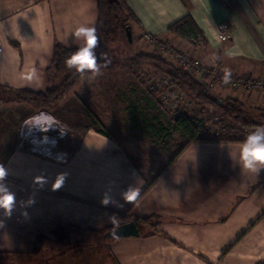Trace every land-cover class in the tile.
Wrapping results in <instances>:
<instances>
[{
	"label": "crops",
	"instance_id": "0c3cea01",
	"mask_svg": "<svg viewBox=\"0 0 264 264\" xmlns=\"http://www.w3.org/2000/svg\"><path fill=\"white\" fill-rule=\"evenodd\" d=\"M125 2L138 22L132 26L134 37L174 42L179 38L168 32L169 27L192 16L209 43L193 48L196 58L201 52L205 64H217L230 74L264 76V0ZM78 24L96 28V49L103 50L98 0H0V85L37 93L57 88L55 78L47 74L54 46L80 47L83 42L69 35ZM222 24L229 28L225 39ZM133 82L124 71H100L82 80L65 98L64 123L72 125L78 113L88 121L96 120L95 113L101 124H89L78 148L62 162L20 148L18 138L12 142L3 166L16 200L10 216L0 210V264H46L44 257L70 247L78 236L111 231L108 217L112 215L120 218V225L136 221L140 229L137 237L109 240L117 264L264 261V169L256 174L239 168L236 157L243 141L209 137L216 141L191 144L148 189V182L157 175L150 178L136 166L121 145L122 138L98 129H115L119 135L122 108L132 121L134 112H140L133 96L159 109L156 99L152 102ZM230 99L261 109L264 96L236 91ZM1 107L23 119L33 112L27 105ZM191 121L199 128L200 122ZM169 126L174 131L171 122ZM146 127L155 131L147 121ZM167 128L160 127V134H168ZM201 131L199 135L205 138ZM182 140L184 146L187 141ZM61 174L64 182L54 189ZM134 178L142 184V195L125 202L120 194ZM105 192L111 197L108 205L101 203ZM29 198L34 200L31 205Z\"/></svg>",
	"mask_w": 264,
	"mask_h": 264
},
{
	"label": "rangeland",
	"instance_id": "374dc122",
	"mask_svg": "<svg viewBox=\"0 0 264 264\" xmlns=\"http://www.w3.org/2000/svg\"><path fill=\"white\" fill-rule=\"evenodd\" d=\"M228 33L229 28L224 36L221 35L225 39L227 38ZM166 43H168V45H166ZM193 48L196 47L192 43L180 39L174 42L165 39H138L137 37H134L132 33V42L128 41L124 35H120L114 44L104 47L100 53H106L103 59L113 60V58H117L120 61H129L138 54L157 56L176 68H183L187 73L186 66H189V64L185 63V59H190V62H192L191 58H196ZM190 49L192 51H189ZM205 57L206 56L200 52L196 59L205 63ZM116 69L124 71L132 76L134 81H136L133 82L134 87L139 84L140 89H144L146 93H148V96H150L149 98L153 99V97H155V103L159 106V109L154 110L147 106L148 104L146 101H141V99L140 101H136L138 95L133 96V103L138 105L140 112H134V120L132 121L129 114L126 111H123L122 108V111L118 113V117L121 119L119 122L122 127L119 129V135L116 134L115 129L111 130L99 127L98 129L109 134L114 132L116 136L122 138L124 141L121 145L124 147V150L130 154V157L136 166H138L140 170L145 172L150 178L161 173L169 164L171 158L173 159L183 146L184 140H182L180 134L175 133L169 126V122L174 121L179 116L191 118L195 120L196 123L200 122L199 128L202 129V135L207 139L209 137H220L224 138L220 139L223 141H234L233 138H239V141H243L244 137L255 129V127L247 128L227 119L215 106H205L204 104L198 103V101L194 97L189 96L186 91L171 86L169 78H167L166 75L155 71L150 65L144 66L141 69L132 68L130 72L121 68L107 70ZM234 75L236 77H242L243 79H254V89L251 90V87H247L246 90H250L246 91L244 88L241 89L242 87H231L228 81H219L218 79H212V77L209 76L206 77V81L203 84L201 80H197V76L191 77L201 83L202 87L215 97L230 99V95L233 96L236 91L264 96V76ZM50 77L53 79L55 78L54 82L57 85L62 83L63 78L58 77L55 74L50 75ZM84 79L85 78L82 80ZM81 81H79L77 85H79ZM69 94L57 101L54 106H51L49 109H35L32 107V115L40 111H45L56 117L60 130L54 128L48 130L46 133H42L36 129L29 131L26 127L22 128L23 122L26 118L28 119L32 115L26 116L23 119L18 117L14 112L7 111L3 107L0 108V128L4 127V130H1L0 133L8 131L5 135H0L2 136L0 137V164L3 165L5 162L4 156H6L7 150L13 146L11 145L12 142L17 138L20 148L32 152L31 148L37 145L38 148L46 149L51 155H53V158H47L58 162L64 161L78 148L82 136L88 129L89 124L100 125L101 123L97 114H95L90 107H86V109L88 110V113H94L96 120L91 118L92 120L90 119V121H88L84 115L78 117V113L77 118L72 125L64 123L62 119L64 110L62 105ZM0 104L4 107L15 105L4 104L2 102H0ZM259 105L262 113H264V99L262 104ZM119 106L117 105L115 108L118 109ZM146 121L155 127V131L152 129H150V131L148 129L147 131ZM161 124L170 129L166 130L168 134H160L159 129L162 127ZM13 131L14 133L11 134ZM129 131L131 132L129 133ZM23 133L27 136L23 137ZM59 155L62 156L60 161L57 160V158L54 159L55 156ZM104 236L105 233L100 236L95 234H86L81 237L78 236L70 247L62 249L57 255L52 256L51 258L44 257V260H46V264H117L111 254L109 240H106Z\"/></svg>",
	"mask_w": 264,
	"mask_h": 264
},
{
	"label": "trees",
	"instance_id": "16d2710c",
	"mask_svg": "<svg viewBox=\"0 0 264 264\" xmlns=\"http://www.w3.org/2000/svg\"><path fill=\"white\" fill-rule=\"evenodd\" d=\"M98 3L99 30L103 46L107 47L114 44L120 35H124L128 39L127 29L130 28L132 30V26L138 22L125 0H98ZM168 32L183 41L192 43L195 47L209 46L204 32L199 28L192 16H186L171 25ZM166 45H168V43H166ZM75 50L76 49L65 48L59 44L54 46L52 63L47 70V74L48 76L55 74L63 78L62 83L57 88L48 90L45 93H37L30 90H15L0 85V102L4 104H23L35 109H49L51 106H54L57 101L69 94L79 81L86 78L79 74H75L65 64L66 58ZM95 51L98 56L97 62L99 63L101 62L100 51L98 49H95ZM104 60L106 64L101 70L121 68L130 72L132 68L141 69L144 66L150 65L155 71L166 75L170 80L171 86L186 91L189 96L194 97L200 104L215 106L227 119L247 128L264 125V113H262L261 109H250L238 100L223 99L211 95V93H208L202 87L201 83L193 79L183 68H176L165 62L162 58L147 54H138L129 61H120L117 58H113V60ZM153 98L156 99L155 97ZM150 99L154 102L152 98ZM171 125L174 131L179 132L187 143L181 148L172 162L167 165L154 180L148 182V189L156 183L175 160H177L179 155L191 144L196 142L216 141L215 139L201 137L199 135V128L186 116L177 117L174 121H171ZM151 220L152 219H146L145 221L151 222ZM258 264H264V261Z\"/></svg>",
	"mask_w": 264,
	"mask_h": 264
},
{
	"label": "clouds",
	"instance_id": "9594fccd",
	"mask_svg": "<svg viewBox=\"0 0 264 264\" xmlns=\"http://www.w3.org/2000/svg\"><path fill=\"white\" fill-rule=\"evenodd\" d=\"M69 35L72 38L81 40L83 43L66 58L65 64L67 67L82 77L94 78L99 75L101 68L106 64V61L103 59L106 53H100L101 62L98 63V56L95 51L98 41L96 28L88 24H78L69 30ZM229 78L230 70L225 69L224 80L227 81ZM84 82L86 83V80ZM24 127L29 131L36 129L42 133H46L50 129H59V123L51 113L40 111L26 119L22 125V128ZM236 163L240 169L256 174L264 169V125H257L253 131L244 137L242 146L237 153ZM7 175V169L0 164V210H3L4 216L12 214L16 200V194L5 180ZM64 179V174L59 175L53 188H59ZM120 195L125 202L137 201L142 195V184L138 182V179L134 178V182L125 191L121 192ZM110 200L109 193L105 192L101 203L108 205ZM112 202L115 203L114 201ZM33 203L34 200L29 198L27 204L31 205ZM108 221L112 225L114 234H116V230L120 227V218L112 215L108 217ZM0 226L3 227L2 221H0Z\"/></svg>",
	"mask_w": 264,
	"mask_h": 264
},
{
	"label": "built area",
	"instance_id": "2783aa9c",
	"mask_svg": "<svg viewBox=\"0 0 264 264\" xmlns=\"http://www.w3.org/2000/svg\"><path fill=\"white\" fill-rule=\"evenodd\" d=\"M227 31H228V26L226 24H222L220 26L221 34L224 36L225 32H227ZM2 50H3V39L0 35V54L2 53ZM191 60H192V62H190V59H185V63L189 64V66H186L187 73L190 74L191 76H197L198 81L201 80L204 84L207 76L212 77V79L216 78L219 81H225L224 80L225 70L223 68H221L219 65L213 64V63L205 64L196 58H191ZM227 81L229 82L231 87H242L241 89L244 88V90H246L247 87H251L250 88L251 90L254 89V85H253L254 79H251V78L250 79H243L242 77H236L234 74H230V78ZM258 84H260V83H258ZM250 89H247V90H250ZM26 136L27 135L25 133H23V137H26ZM31 149H32V152H34L36 154H40V155H43L45 157H52L53 158V155H51L49 153V151H47L46 149H43V148H38L37 145H35ZM61 157L62 156H60V155L55 156L54 159L57 158V160L60 161Z\"/></svg>",
	"mask_w": 264,
	"mask_h": 264
},
{
	"label": "water",
	"instance_id": "95a60500",
	"mask_svg": "<svg viewBox=\"0 0 264 264\" xmlns=\"http://www.w3.org/2000/svg\"><path fill=\"white\" fill-rule=\"evenodd\" d=\"M127 36L130 42H132V32L131 29H127ZM140 235V229L137 222L132 221L123 225L116 230V234H114V230L108 231L104 238L106 240H115L119 238H126V237H137Z\"/></svg>",
	"mask_w": 264,
	"mask_h": 264
},
{
	"label": "bare ground",
	"instance_id": "6f19581e",
	"mask_svg": "<svg viewBox=\"0 0 264 264\" xmlns=\"http://www.w3.org/2000/svg\"><path fill=\"white\" fill-rule=\"evenodd\" d=\"M145 86V85H144Z\"/></svg>",
	"mask_w": 264,
	"mask_h": 264
}]
</instances>
